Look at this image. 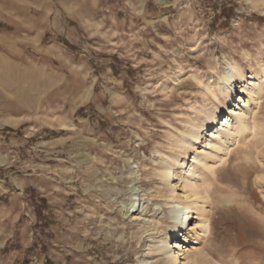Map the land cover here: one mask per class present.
<instances>
[{"label": "rangeland", "instance_id": "rangeland-1", "mask_svg": "<svg viewBox=\"0 0 264 264\" xmlns=\"http://www.w3.org/2000/svg\"><path fill=\"white\" fill-rule=\"evenodd\" d=\"M263 3L0 0V264H164L152 174L219 107L204 85L264 61ZM253 119L203 173L219 191L193 264H264V93Z\"/></svg>", "mask_w": 264, "mask_h": 264}, {"label": "bare ground", "instance_id": "bare-ground-1", "mask_svg": "<svg viewBox=\"0 0 264 264\" xmlns=\"http://www.w3.org/2000/svg\"><path fill=\"white\" fill-rule=\"evenodd\" d=\"M204 87L219 107L215 106L213 112L203 108L204 120L199 124L186 122L181 138L172 142L177 155L161 162L152 174L165 189L162 197L166 200L170 220L168 232L153 251L164 256V264H193L202 256L195 246L212 234V223L202 206L219 191L218 187L212 186L210 192L215 168L224 163L230 147L237 145L241 137L261 130L253 117L264 93V61L248 77L235 63H229L214 87ZM238 88L239 98L236 97ZM234 97L238 99L237 103ZM189 150L194 151L191 157H188ZM204 172L212 178L205 177ZM177 188H180L179 194H175ZM178 237L179 241L176 240ZM190 245L193 249L185 251ZM175 247L178 252L174 251Z\"/></svg>", "mask_w": 264, "mask_h": 264}]
</instances>
